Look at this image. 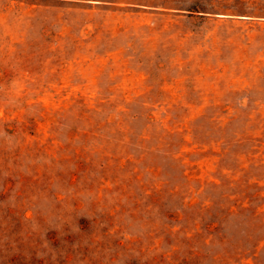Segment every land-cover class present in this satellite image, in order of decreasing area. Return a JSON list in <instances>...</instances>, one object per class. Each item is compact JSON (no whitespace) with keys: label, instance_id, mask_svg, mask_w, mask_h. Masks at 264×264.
Instances as JSON below:
<instances>
[{"label":"rangeland","instance_id":"374dc122","mask_svg":"<svg viewBox=\"0 0 264 264\" xmlns=\"http://www.w3.org/2000/svg\"><path fill=\"white\" fill-rule=\"evenodd\" d=\"M0 264H264V0H0Z\"/></svg>","mask_w":264,"mask_h":264}]
</instances>
